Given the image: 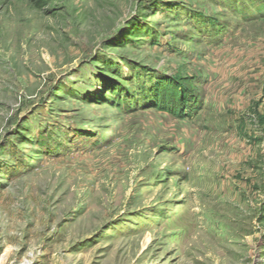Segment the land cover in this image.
<instances>
[{
	"label": "rangeland",
	"instance_id": "1",
	"mask_svg": "<svg viewBox=\"0 0 264 264\" xmlns=\"http://www.w3.org/2000/svg\"><path fill=\"white\" fill-rule=\"evenodd\" d=\"M0 264H264V0H0Z\"/></svg>",
	"mask_w": 264,
	"mask_h": 264
},
{
	"label": "trees",
	"instance_id": "2",
	"mask_svg": "<svg viewBox=\"0 0 264 264\" xmlns=\"http://www.w3.org/2000/svg\"><path fill=\"white\" fill-rule=\"evenodd\" d=\"M138 9H139V8H136V11H137ZM132 17H133V16H132ZM132 17H130V19H129L128 21H126V22H124L123 24H121V25H119L118 27H116L115 30H114V33L111 34V35H109V36L106 38L104 45H107L111 40H113V38H115V37L120 33V31H122L123 28H124L127 24L130 23ZM117 47H118V46H117ZM120 57H122V59H127L126 56H120ZM168 81H170V80H168ZM169 83H170V82H169ZM167 85H168V82L165 83V85H164V87H163L164 90H162V91H164L165 94L170 93V95L165 96V99H169V100L172 102V101H174V99L177 98L179 92H178L177 89H176L177 86H175V87L173 86V88H170V87H167Z\"/></svg>",
	"mask_w": 264,
	"mask_h": 264
},
{
	"label": "water",
	"instance_id": "3",
	"mask_svg": "<svg viewBox=\"0 0 264 264\" xmlns=\"http://www.w3.org/2000/svg\"><path fill=\"white\" fill-rule=\"evenodd\" d=\"M121 25V24H120Z\"/></svg>",
	"mask_w": 264,
	"mask_h": 264
}]
</instances>
